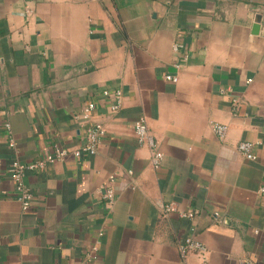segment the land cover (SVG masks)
I'll use <instances>...</instances> for the list:
<instances>
[{
  "label": "crops",
  "instance_id": "1",
  "mask_svg": "<svg viewBox=\"0 0 264 264\" xmlns=\"http://www.w3.org/2000/svg\"><path fill=\"white\" fill-rule=\"evenodd\" d=\"M179 31L189 59L177 70ZM105 89L122 90L118 112ZM143 116L164 153L158 170L135 133ZM95 120L107 130L97 153L27 172L24 211L13 160L77 148ZM212 122L228 125L224 141ZM241 140L255 142L256 160ZM111 175L109 208L100 189ZM262 187L264 0H0V264H90L101 231L98 264H202L181 253L193 234L208 264H264Z\"/></svg>",
  "mask_w": 264,
  "mask_h": 264
},
{
  "label": "built area",
  "instance_id": "2",
  "mask_svg": "<svg viewBox=\"0 0 264 264\" xmlns=\"http://www.w3.org/2000/svg\"><path fill=\"white\" fill-rule=\"evenodd\" d=\"M31 10H28V12ZM183 31H179L177 38L175 39L172 50L175 56L177 57L173 63V66L180 70L183 65L189 59V53L185 50V44L182 41L181 35H183ZM166 80L171 82H178L179 75L178 74H167L165 76ZM103 95L106 98L112 100L109 105V110L111 113H116L120 110L123 105V92L121 89H105L103 91ZM95 110V104L89 103L83 107L81 115L78 116L79 119L83 121H88L91 119L92 112ZM5 128L9 135V144L12 148L16 147V142L12 134V128L10 122L5 124ZM211 128L213 132L219 137L220 140L224 141L227 137L228 133V125L220 122H212ZM134 129L137 136V140L140 145L147 146L151 151V165L154 169L158 170L162 167L164 160V153L160 149L156 138L151 131L146 118L140 117L134 122ZM106 125L103 121L95 120L88 128L86 133V141L79 147L70 149L68 147L56 144L54 149L51 152H45L40 157L35 160L24 162L19 158H15L10 166L9 173L11 175L12 181L14 183V195L17 200L20 201L22 208L24 211L30 209L32 204L34 203V194L27 186L25 181V176L27 172H41L43 171L48 164L54 163L56 161L64 160L67 156L73 155L75 158H81L83 155L90 154L94 155L97 153L99 145L103 141L106 136ZM255 142L250 140H241L237 144L238 152L245 158L249 160H256L257 153L255 152ZM129 174H132V170H128ZM116 176L111 175L102 188L100 189V193L103 197L104 202L107 207L112 208L117 200V195L115 191V183ZM261 192L264 194V187L261 188ZM177 211L174 204H166L163 207V214L168 215L172 212ZM200 210L194 209L188 212H182L181 215L185 217H189L194 219ZM104 233L101 231L99 233V237L96 240L94 246H92L91 250L87 252L86 256L90 264H98L97 258L99 253V248L101 245V237H103ZM181 253L183 257H187L190 254H197L201 257L202 264H208L207 257V248L204 243L200 240V238L193 234L187 237L181 243ZM254 264V263H252Z\"/></svg>",
  "mask_w": 264,
  "mask_h": 264
},
{
  "label": "water",
  "instance_id": "3",
  "mask_svg": "<svg viewBox=\"0 0 264 264\" xmlns=\"http://www.w3.org/2000/svg\"><path fill=\"white\" fill-rule=\"evenodd\" d=\"M255 11L260 13V10L258 8H256ZM260 24H261V15H258V17L256 19V24L254 25V32L255 33H257L259 31Z\"/></svg>",
  "mask_w": 264,
  "mask_h": 264
}]
</instances>
